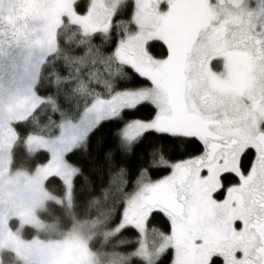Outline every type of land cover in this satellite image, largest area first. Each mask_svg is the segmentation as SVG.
<instances>
[{
    "label": "snow or ice",
    "instance_id": "1",
    "mask_svg": "<svg viewBox=\"0 0 264 264\" xmlns=\"http://www.w3.org/2000/svg\"><path fill=\"white\" fill-rule=\"evenodd\" d=\"M19 7L0 0V36ZM129 11L106 28L81 21L62 57L57 36L18 90L19 110L0 116V140L15 144L24 120L45 108L57 119L70 92L85 95L88 126L48 159L71 193L82 174L70 153L111 123L101 146L115 170L101 190L114 193L113 264H264V0H132ZM237 67L246 85L218 87Z\"/></svg>",
    "mask_w": 264,
    "mask_h": 264
},
{
    "label": "rangeland",
    "instance_id": "2",
    "mask_svg": "<svg viewBox=\"0 0 264 264\" xmlns=\"http://www.w3.org/2000/svg\"><path fill=\"white\" fill-rule=\"evenodd\" d=\"M78 1L63 0L62 5L58 6L48 18L49 24L54 27V35L44 43L43 50L55 43L58 29L65 22L81 28V21L87 20L97 28H106L109 23L113 22V16L128 0H124L118 9L113 8V0H90L89 9L84 15L76 11ZM57 14L61 17L67 14V19L57 21ZM37 71L38 67L35 74ZM245 75V71L237 67L235 76L230 82L231 85L223 82L219 85L226 90L235 88L234 85L243 87L246 85ZM16 108L11 105L9 98H5L4 101L0 100V116L17 111ZM85 117L84 111L78 121L65 119L63 130H58L50 136H27L25 142L28 151L33 154L46 151L50 154L53 148H67L72 144L73 137L79 135L80 129L88 126V119ZM68 122H73L78 127H73ZM32 138H39L42 143L33 146L29 143ZM85 142L86 140L79 143L76 148ZM15 144L8 146L6 141L0 140V264H2V253L5 251L12 252L19 264H98L94 252L90 249V242L100 234L105 239L111 237V235H106L109 231H101L103 221H89L64 234L58 230L56 225L44 222L40 218V213L45 210L49 201L72 208L73 188L69 193L65 186L64 197L54 196L47 191V179L53 176L59 177L58 169L50 165V161L32 173L12 172V152ZM12 220L17 222V228L11 226ZM27 227L36 231L31 239H26L23 235ZM200 259L210 261V250L203 252Z\"/></svg>",
    "mask_w": 264,
    "mask_h": 264
},
{
    "label": "trees",
    "instance_id": "3",
    "mask_svg": "<svg viewBox=\"0 0 264 264\" xmlns=\"http://www.w3.org/2000/svg\"><path fill=\"white\" fill-rule=\"evenodd\" d=\"M132 0L125 2L115 17L131 20V12L129 8ZM90 5V0H79L76 3L77 13L84 15ZM125 13L128 15L125 16ZM116 32V29H113ZM81 28L78 25L65 22L58 29L57 36L60 40L61 51L59 56L64 55L63 49L65 39H71L77 42L81 39L79 33ZM97 34L102 35L101 32ZM85 40L89 39L87 35L83 37ZM110 43V37L105 38ZM54 60H49L46 66V71H50L53 67ZM87 97L85 95L70 92L67 99L63 102V111L61 116L57 119L49 108H45L39 117H32L24 120L23 124L17 125L19 139L16 142L12 152L11 171L19 172L25 171L32 173L40 166L49 162V153L46 151H38L31 153L26 146V138L29 135L50 136L55 134L59 129L60 121L70 119L78 121L85 111L87 104ZM112 125L110 122H104L100 127L96 128L88 137L86 142L70 153L72 159L69 163L80 170V178H74L73 182V206L69 208L65 204H59L54 201H49L43 212L40 213V218L50 224L56 225L58 230L64 234L68 233L79 225L89 221H103L101 231H109L107 228L108 210L106 205L109 204L113 198L114 193L108 192L107 199L101 190L102 186L109 181L110 174L115 170L109 156L106 154L107 144L103 143V138L112 133ZM118 138V137H117ZM56 176L50 177L46 181L47 191L57 197H64L65 185L60 178V183L56 182ZM86 178V179H85ZM91 185L92 191H89ZM11 226L17 228V222L11 221ZM36 231L32 228L24 229V237L31 239L35 236ZM114 241L111 237L105 239L102 234L91 239L90 249L94 252L98 264H113V261L118 257L112 253L105 251L106 247H112ZM2 264H19L15 255L12 252L5 251L2 253Z\"/></svg>",
    "mask_w": 264,
    "mask_h": 264
},
{
    "label": "flooded vegetation",
    "instance_id": "4",
    "mask_svg": "<svg viewBox=\"0 0 264 264\" xmlns=\"http://www.w3.org/2000/svg\"><path fill=\"white\" fill-rule=\"evenodd\" d=\"M19 2V9L6 22V27H11L0 36V100L9 98L17 111L22 104L19 92L35 75L36 68L39 69L43 45L54 35V27L48 18L63 0H55L53 7H44L41 0ZM218 87L222 88V85Z\"/></svg>",
    "mask_w": 264,
    "mask_h": 264
}]
</instances>
